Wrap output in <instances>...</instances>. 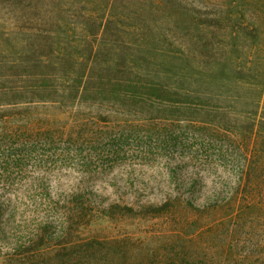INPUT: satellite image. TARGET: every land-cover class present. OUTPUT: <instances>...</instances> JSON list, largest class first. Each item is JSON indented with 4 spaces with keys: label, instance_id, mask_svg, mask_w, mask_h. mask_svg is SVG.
Wrapping results in <instances>:
<instances>
[{
    "label": "trees",
    "instance_id": "16d2710c",
    "mask_svg": "<svg viewBox=\"0 0 264 264\" xmlns=\"http://www.w3.org/2000/svg\"><path fill=\"white\" fill-rule=\"evenodd\" d=\"M157 121L184 150L175 186L104 204L79 143ZM74 159L86 174L53 192L51 164ZM122 207L163 230L85 234ZM0 240L4 264H264V0H0Z\"/></svg>",
    "mask_w": 264,
    "mask_h": 264
},
{
    "label": "rangeland",
    "instance_id": "374dc122",
    "mask_svg": "<svg viewBox=\"0 0 264 264\" xmlns=\"http://www.w3.org/2000/svg\"><path fill=\"white\" fill-rule=\"evenodd\" d=\"M38 111L42 113L44 125L66 126L68 132L78 129L76 131L78 134H87V132L90 134L98 130L105 131L113 126L102 125L99 128L88 119L78 123L76 116L70 112L62 114L66 112L48 111L45 108H39ZM51 118L56 121L55 124L50 122ZM47 120H49L48 123H45ZM116 132L117 138L93 143L90 147L86 141L82 140L79 143V148L86 150V155L84 154L86 158L87 150L90 148L91 155L96 156V151L100 152V157L98 158L97 155L90 162L94 169L101 172L99 182L97 181L95 185L103 191L101 196L104 204L122 203L125 205L128 201L139 204H158L161 196L167 193L170 186H175L171 172L183 159L184 150L178 144L169 142V128L158 121L131 127L121 125L117 127ZM112 135L115 136V134ZM57 147L61 150L65 149V145L58 144ZM77 163L76 159L68 160L65 164H60V169L51 164L52 168L51 171H47V178L53 182L52 184L48 183L53 192H58L61 188V185L54 183L55 179L63 177L69 180L83 173L86 174L88 169L82 171L83 169L76 165ZM26 167L28 171L21 174L23 176H43L46 172L45 169L34 167L32 163H28ZM88 168L91 170V167ZM64 181L66 182V180ZM66 184L68 183L66 182ZM211 185L210 182L206 183V187ZM66 188L67 185L64 186V189ZM116 212L118 215L114 218L94 219L85 234L104 238L133 236L146 239L150 238L153 232L162 231L166 223L161 218L129 213L123 207L122 211ZM25 234V232L21 233V236H25ZM6 253L7 249L0 245V264L5 263Z\"/></svg>",
    "mask_w": 264,
    "mask_h": 264
}]
</instances>
